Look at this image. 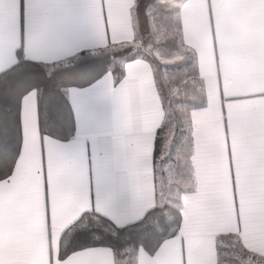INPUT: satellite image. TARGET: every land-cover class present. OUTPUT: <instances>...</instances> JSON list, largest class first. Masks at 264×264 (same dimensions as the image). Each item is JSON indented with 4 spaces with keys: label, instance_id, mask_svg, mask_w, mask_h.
I'll return each mask as SVG.
<instances>
[{
    "label": "crops",
    "instance_id": "obj_1",
    "mask_svg": "<svg viewBox=\"0 0 264 264\" xmlns=\"http://www.w3.org/2000/svg\"><path fill=\"white\" fill-rule=\"evenodd\" d=\"M138 7L139 0H0V73L19 49L26 59L56 63L130 44ZM174 17L204 92L177 167L187 187L176 197L167 189L178 180L164 191L156 181L165 112L144 55L126 60L118 81L110 69L65 89L76 122L66 141L40 133L31 90L21 101L19 157L0 181V264H118L108 246L59 259L62 233L86 211L125 226L169 198L181 209L179 233L153 254L129 252L124 264L264 260V0H179Z\"/></svg>",
    "mask_w": 264,
    "mask_h": 264
},
{
    "label": "trees",
    "instance_id": "obj_2",
    "mask_svg": "<svg viewBox=\"0 0 264 264\" xmlns=\"http://www.w3.org/2000/svg\"><path fill=\"white\" fill-rule=\"evenodd\" d=\"M143 2L146 7L149 6L148 0ZM169 11L167 7H164L159 10L153 9L151 13L156 18V24L159 21L164 22L166 28L164 34L156 28V31L153 28L152 32L148 30L151 25L149 18L145 20L143 26V29L147 31L143 32L146 38L150 34L152 37L149 45L147 43L145 45H152L155 56L148 54L145 57L151 61L155 69L157 86L165 112L164 121L157 130L154 148L156 181L159 180L160 164L177 145L181 146L185 141L180 136L185 133L183 128L185 111L184 108L183 110L177 108L175 100L170 101L168 94L164 93L162 88L165 84H161L158 80L157 50L170 52L178 50L182 54V59L178 64L188 69V66L192 65L190 73H193L199 83L190 84L189 91L183 95L185 97L191 94L189 99L195 97L191 98L193 103L187 106V114L204 104L202 81L196 67L194 51L183 42L180 24L176 23L175 17L169 15ZM139 32L136 35V41ZM134 41L120 47L108 45L83 51L66 62L56 63L26 59L22 50L19 49L18 61L0 73V181L12 175L21 151V101L23 96L31 90L37 92L38 125L42 135L63 141L69 140L76 134V122L65 89L69 86H87L110 69L116 81L120 80L124 76V62L143 55L140 50L136 49V41ZM176 73H182V71ZM189 99L186 100L189 101ZM169 159L176 163L180 157ZM181 221V209L170 204H157L142 219L125 226H117L94 210L86 211L62 233L58 258L62 259L86 247L108 246L114 251L117 263L122 264L127 249L136 250L142 247L149 254H153L164 240L179 233Z\"/></svg>",
    "mask_w": 264,
    "mask_h": 264
},
{
    "label": "rangeland",
    "instance_id": "obj_3",
    "mask_svg": "<svg viewBox=\"0 0 264 264\" xmlns=\"http://www.w3.org/2000/svg\"><path fill=\"white\" fill-rule=\"evenodd\" d=\"M144 0H140L139 1V7L137 10V14L139 16V37L137 39V41L135 42L136 44V49L140 50V52L144 55V56H155L153 51H152V45L147 46L145 45L146 43H150L152 41V37L151 34L150 36H148L146 38V35L144 33H146L147 31L143 29L145 20L147 18H149V27L150 32L153 31V29L156 31V29L161 33L164 34L165 32V26H164V22L163 21H159L157 24L155 23L156 18H154L151 13L153 11V9H161L164 7H167L170 11H169V15L174 17V13H175V6L178 4L179 0H148V7L145 6V3L143 2ZM151 4V5H150ZM168 15V14H166ZM153 28V29H152ZM156 28V29H155ZM146 29V28H145ZM152 30V31H151ZM144 32V33H143ZM149 45V44H148ZM187 52V51H186ZM156 55L159 59V61L156 62V68H157V77L159 82H161V84H165L163 85V90L164 93L166 92L168 94V98L171 100H175L177 103V108L179 110H183L185 111L184 114V123H183V128L185 130V133H182L180 136L182 137V139H186V136H188L189 130H190V114H187V106H189L192 102L191 98L189 99V97L191 96V94L186 95L185 97L183 96L185 93H187L189 91V85L192 83L198 82V79L194 78L193 73L191 72V66H188V68L184 67L183 65H179V61H181L182 59V54L178 51L175 50L173 52H170L168 50H164V51H160L157 50L156 51ZM152 56V57H153ZM156 58V57H155ZM178 71H182V73H176ZM201 86V85H200ZM195 97H193L192 99H194ZM186 99H189V101H187ZM192 111V110H191ZM188 115H189V119H188ZM189 120V122H188ZM188 131V133H187ZM186 145H185V141H184V146L183 143L180 145H177L174 149L172 153H169V156L166 158V160L164 162H162V164H160L159 167V172H158V177H159V181H161L160 184V191H164L163 188H168L170 183L172 181H179L182 185L181 186H176V187H170L167 190H169L172 194H174V196L177 197V194H181L182 190H184L187 186L186 184V180H183L179 174L176 175L177 173V167H178V163H179V159L178 161H176L175 165L174 162L171 161L169 158L170 157H184L181 156V149L183 148V150L185 149ZM179 154V155H178ZM164 156V155H163ZM175 159V158H174ZM189 178H190V172H188ZM161 177H163V179H161ZM166 183V185H165ZM168 183V184H167ZM180 188H182V190H180ZM178 195V196H179ZM167 203L164 204H168V203H174L176 204L171 198H169V200L166 201ZM173 205V204H170ZM176 206V205H174ZM131 251H135L133 249H127L125 252V258L122 261V264H124L125 260L129 257V252ZM249 260L250 264H264V260L258 261L253 260L250 261V259H246V262Z\"/></svg>",
    "mask_w": 264,
    "mask_h": 264
}]
</instances>
